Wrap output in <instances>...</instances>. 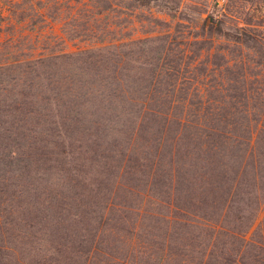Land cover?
Masks as SVG:
<instances>
[{"label": "trees", "instance_id": "1", "mask_svg": "<svg viewBox=\"0 0 264 264\" xmlns=\"http://www.w3.org/2000/svg\"><path fill=\"white\" fill-rule=\"evenodd\" d=\"M41 3L0 0V264H264V0H88L21 54Z\"/></svg>", "mask_w": 264, "mask_h": 264}, {"label": "rangeland", "instance_id": "2", "mask_svg": "<svg viewBox=\"0 0 264 264\" xmlns=\"http://www.w3.org/2000/svg\"><path fill=\"white\" fill-rule=\"evenodd\" d=\"M87 1L42 0L39 7L43 17H35L32 21L26 19L20 24L15 23L16 28H8L12 31L9 30V33L6 31L1 36V40L3 41L9 34H14L16 41L13 47H15V51L21 54L75 52L88 48L95 40H91L89 34L84 30V26L89 20L88 17L91 16L87 10ZM128 19L123 21V25L128 26L130 22L132 23L133 19ZM134 25L137 26V22ZM140 31L138 26V28H131L121 35L132 32L141 37ZM67 36L72 37V39L67 38ZM263 212L264 208L257 218V224L261 221Z\"/></svg>", "mask_w": 264, "mask_h": 264}]
</instances>
